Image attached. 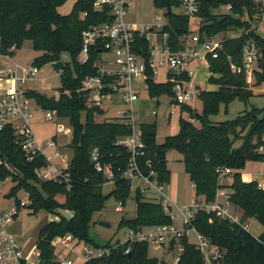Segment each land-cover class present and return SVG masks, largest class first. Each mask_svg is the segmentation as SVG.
Returning a JSON list of instances; mask_svg holds the SVG:
<instances>
[{"label":"trees","instance_id":"trees-1","mask_svg":"<svg viewBox=\"0 0 264 264\" xmlns=\"http://www.w3.org/2000/svg\"><path fill=\"white\" fill-rule=\"evenodd\" d=\"M68 1L0 0V52H9L13 46L19 49L25 40H31L33 48L40 53L33 61V65L39 68L63 61L64 54L71 57V62H64L61 68L62 84L58 98L33 89H28L27 95L43 110L55 111L59 118L67 120L73 129L71 143L74 145L67 169L68 181L45 180L38 175V170L47 164L45 156L36 154L30 160L21 145V135L11 125H5L0 128V181L10 178L14 183L6 196L15 197L19 210L22 200L18 193L24 191L30 201L27 206L34 214L45 210L56 217L39 230L36 240L38 264H59L54 240L68 234L78 241L79 246L112 247L108 255L89 259L83 264H159L156 257L150 256L146 241L128 239L122 242L118 239L102 244L91 236L94 215L105 208L109 198L114 196L126 205L131 195L132 182L123 176L131 154L125 145L118 143L130 134V129L116 118L97 119L107 111L90 102V91L84 84L89 76L98 75L97 56L93 53L84 63L78 57L83 33L98 22L99 15L94 10V0H74L72 10L64 14L60 9ZM154 1L158 7L171 8L180 4V0ZM226 3L233 4L231 12L215 13L216 8ZM254 7V0H201L198 15L203 19L202 41L206 36L204 33L212 36L243 31V34L227 38L219 57L212 60L208 80L219 88L202 89L201 112L189 105L181 106V112H187L196 123L181 116L180 131L167 136L163 143L157 140V121L142 124L146 151L140 158V165L147 174L154 170L160 183L170 184L168 152H179L183 156L185 172L195 186L196 196L206 202H212L218 189L224 186L219 181L218 170L229 167L233 170L230 199L242 209V220L255 217L264 226V190L258 187L257 180H244L242 175L247 161L264 162V107H254L232 120H211L212 116L219 114L222 105L228 108L235 100L249 102L254 96L248 87L245 71L234 73L231 69V61L243 66V50L248 42H254L262 52L258 69L254 72V85L264 86V38L255 31ZM82 12H87L83 18ZM169 19L170 39L173 48H177L179 38L190 31V18L169 13ZM147 73L152 96L173 93L171 83H158L152 70ZM95 147L100 149L101 163L111 165L115 172V182L108 193L104 192L105 175L92 165L91 153ZM135 194L136 216L122 217L119 229L126 227L138 231L143 227L173 223L159 197H146L140 188L135 189ZM58 195L65 196L64 202L57 200ZM62 209L72 214L61 215ZM193 225L226 251L222 264H264V231L256 237L242 225L204 210L197 213ZM181 242L184 249L175 264H204L202 253L188 236H184ZM128 248L130 251L126 252Z\"/></svg>","mask_w":264,"mask_h":264},{"label":"built area","instance_id":"built-area-1","mask_svg":"<svg viewBox=\"0 0 264 264\" xmlns=\"http://www.w3.org/2000/svg\"><path fill=\"white\" fill-rule=\"evenodd\" d=\"M254 3L255 31L264 38V0H254ZM155 6L159 13L155 16L144 13L142 19L137 20L135 0H94L93 7L99 15L98 22L84 31L78 59L84 63L96 53L95 66L98 75L89 76L85 80V88L90 91V102L94 105L117 107L118 114L112 118L119 119L130 129V134L118 142L125 145L131 154L129 166L123 176L132 182V187L137 183L136 188H140L141 191L154 189L159 194L164 210L173 220L171 224L143 227L138 231L129 229V239L146 241L156 250L176 249L178 256L175 263H177L184 249L181 240L184 236H188L189 241L202 253L204 264H222L226 251L201 234L193 225V221L197 213L204 210L223 220L242 225L250 231L247 219L242 220L244 213L239 214L242 209L231 201V192L223 187L218 189L212 202L200 200L195 195L191 203L178 206L169 194L170 184L160 183L154 170L147 174L140 165V158L146 151L142 124L148 123L150 118L158 115L155 107L150 109L148 106L159 105L163 96L169 97L171 105L178 106L193 105L197 99H200L202 89L196 80L197 75L204 69L211 74V62L219 57L225 40L240 37L243 31L222 32L212 36L204 33L206 36L202 41L203 19L198 15L201 0H180L179 5H173L171 8L158 7L156 4ZM232 9L233 4L226 3L216 8L215 13H228ZM169 13L190 18V31L179 38L177 48H173L174 44L170 39ZM86 15L87 12H82L81 17ZM146 43L147 46H144ZM16 51V47L13 46L9 52H0V128L11 125L21 135V145L30 160L36 154L45 156L47 164L38 170L40 178L68 181L67 169L71 156L58 149L57 135L47 141L48 147L54 148L55 153L47 154L39 145L32 125L35 110L27 95L28 88H24V85L29 79L37 76L40 68L35 65L33 67L19 65L14 59ZM260 58L262 52L254 42H248L243 50V66L231 61V69L234 73L245 71L246 75L252 74L254 65ZM162 66L170 69L167 82L171 83L173 93L152 96L149 93L147 71L152 70L155 76L158 67ZM109 79L112 81H108ZM6 81L10 84L5 85ZM142 84L147 91L146 97L141 96ZM44 112L46 120L57 122L58 135L73 136L72 127L63 122L55 111L44 110ZM190 120L195 121L192 118ZM91 156L97 171L105 175L106 184H114L115 172L111 165L101 163L99 147L93 149ZM56 158H59L60 162H57ZM147 164L151 166L149 161ZM218 172L221 184L226 177H231L233 174V170L229 167L219 169ZM258 187L264 190V177L258 180ZM24 206L27 204L22 201L20 207ZM124 206L122 201H117L114 209L122 212ZM174 207L176 212H173ZM18 212L19 208L16 205L12 210L0 211V264H38L39 252L36 245L29 256L24 255L23 245L9 230ZM176 217L180 218L181 225L175 224ZM191 234L195 235V241L191 240ZM56 246L67 250V254L61 253L57 256L59 264H77L71 257L73 254L80 253L87 261L104 257L112 250V247L85 244L79 246L78 241L71 234L59 237ZM77 247H80L79 251ZM129 251V248L126 249V252ZM33 256L37 257L35 262L32 261Z\"/></svg>","mask_w":264,"mask_h":264},{"label":"rangeland","instance_id":"rangeland-1","mask_svg":"<svg viewBox=\"0 0 264 264\" xmlns=\"http://www.w3.org/2000/svg\"><path fill=\"white\" fill-rule=\"evenodd\" d=\"M136 1V10L135 18L141 20L144 13L155 16L159 11L155 6L154 0H135ZM74 0H69L60 10L62 13L66 14L72 10ZM174 11L177 12L176 9ZM191 27V25H190ZM195 26H192V28ZM40 53L33 48V43L31 40H25L22 46L17 49L15 52L14 59L15 61L23 67H33L34 59L39 56ZM63 62L70 63L71 57L68 54L63 55ZM258 69V63L254 65L253 73L246 75L248 87L253 90L254 96L250 98L249 102H244L241 100H235L229 104L228 108H225L224 105L221 106L220 112L218 115L211 117V120L214 122H220L225 120H232L238 116L245 115L252 108H263L264 107V86H255V70ZM170 69L167 66L158 67L157 72L155 73L154 79L158 83H166L169 80L168 72ZM209 71L204 69L200 71L197 75V82L201 89L205 90H217L219 88L216 84H211L208 80ZM10 81V80H9ZM6 81L4 84L9 85L10 82ZM62 84L61 69H57L53 64H47L40 68L39 73L36 77L31 78L24 85V88L37 90L48 97H59V87ZM143 90L141 91V96L146 97L147 91L145 90V85L142 84ZM31 104L34 107V118L32 121L33 129L35 131L36 139L40 146L45 150L47 154H54L55 149L49 148L47 141L54 139V136L57 135L58 149L67 153L72 157V150L64 148L65 144L71 142L72 137L70 135H58L57 132V122L48 121L44 118V110L40 108L36 102L30 98ZM161 105L151 104L148 108L152 109L155 107L158 110V115L156 118H151L149 122L157 121L158 124V133L157 140L158 143H163L165 138L169 135H175L180 131V117L183 116L187 119H190V116L187 112H181L180 108L177 105H171L169 97H161ZM107 112L104 116H99L97 119L102 121L105 118H112L114 115L118 114V108L115 106L103 105ZM196 111L201 112L202 101L197 99L193 105ZM152 116V115H149ZM154 117V116H153ZM193 119V118H192ZM68 124L67 120H62ZM195 123L197 121H194ZM240 143L238 142L237 145ZM183 156L175 151L171 150L168 152V161L169 167L171 169V183L173 186L174 195L178 198V206H184L185 204L191 203L192 199L195 197L194 188L190 178L185 172ZM57 162L59 158L55 159ZM244 172H249L254 180H261L264 177V162L263 161H247ZM225 180V179H224ZM136 182V181H135ZM14 185L12 180L6 179L5 181H0V211L2 210H12L15 205V197L8 198L6 194L10 191L11 187ZM137 183L133 184L132 192L129 198L127 199L126 205L124 206V211L117 212L115 211V206L117 205V200L114 196H111L106 202L105 208L97 212L94 215L93 223L90 228L91 236L99 243L105 244L108 241H117L118 239L126 241L129 239V229L120 228L119 222L122 217H135L137 212V203H136V189ZM113 184H105L104 192L108 193L112 190ZM142 193L149 198H157L159 194L154 189L143 190ZM18 197L25 202L27 205L30 204L28 194L24 191L18 193ZM57 200L64 202L65 196L58 195ZM60 211V210H59ZM176 208L174 207V211ZM61 215L69 216L72 213L62 209L60 211ZM239 214H243L242 210L239 211ZM52 218L49 212L42 210L37 214H34L29 207H21L18 215L14 218V221L11 223L9 230L15 234L21 245H23L24 255L29 256L31 250L36 245V240L40 228ZM249 219V220H248ZM249 222V230L254 236H259L264 231V226L259 222L255 217L247 218ZM175 224L181 225L180 218L176 217L174 220ZM192 241L196 240L194 234L190 236ZM58 244V238L54 240V245ZM80 250V247H77V251ZM61 253L67 254L61 246H56V254L60 255ZM149 254L151 257H156L159 260V264H175L176 257L178 256V251L176 249L172 250H156L152 246H149ZM75 263L83 264L85 262L83 256L78 254H73L71 256ZM37 257L33 256L32 261H36Z\"/></svg>","mask_w":264,"mask_h":264},{"label":"crops","instance_id":"crops-1","mask_svg":"<svg viewBox=\"0 0 264 264\" xmlns=\"http://www.w3.org/2000/svg\"><path fill=\"white\" fill-rule=\"evenodd\" d=\"M15 56V55H14ZM159 105H161V103H159ZM178 106V105H177ZM179 108H181V106H178ZM192 108H195V107H192ZM180 111H181V109H180ZM157 117V116H156ZM155 117V118H156ZM151 119V118H150ZM149 119V120H150ZM158 133V132H157ZM168 157V156H167ZM168 163H169V161H168ZM168 166H169V164H168ZM170 168V167H169ZM171 170V169H170ZM188 175V174H187ZM242 175H243V178H244V180H254V178H253V176L249 173V172H242ZM188 177H189V175H188ZM258 181V180H257ZM231 183H232V179H231V177L230 176H228V177H226L225 178V180L223 181V188L225 189V190H227V191H229V192H232L231 191V189H230V185H231ZM192 185H193V188H194V195H196V192H195V186H194V184L192 183ZM169 194H170V196H171V198L173 199V201H175L176 203H178V198L174 195V192H173V186H172V183L170 182V188H169ZM249 220V219H248ZM248 220H247V222H248ZM249 223V222H248ZM36 243V242H35Z\"/></svg>","mask_w":264,"mask_h":264},{"label":"water","instance_id":"water-1","mask_svg":"<svg viewBox=\"0 0 264 264\" xmlns=\"http://www.w3.org/2000/svg\"><path fill=\"white\" fill-rule=\"evenodd\" d=\"M54 65H55V67L57 69H61L64 66V62L63 61H59V62L55 63ZM65 148L73 150L74 149V145L70 142V143L65 145ZM92 165H95V161H92Z\"/></svg>","mask_w":264,"mask_h":264}]
</instances>
